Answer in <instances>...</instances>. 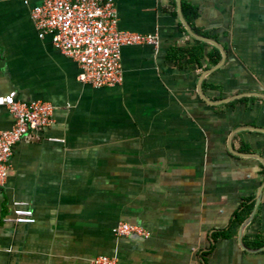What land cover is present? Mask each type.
I'll use <instances>...</instances> for the list:
<instances>
[{"label":"crops","instance_id":"obj_1","mask_svg":"<svg viewBox=\"0 0 264 264\" xmlns=\"http://www.w3.org/2000/svg\"><path fill=\"white\" fill-rule=\"evenodd\" d=\"M37 3L0 0V97L55 105L52 126L15 145L0 184V264H91L101 254L118 264H264V249L239 240L264 236V161L241 153L264 157L255 130L264 128V0H115L119 29L158 45L124 47L123 81L104 88L82 82L79 63L40 37ZM183 4L224 50L218 67L207 56L171 59L198 40ZM15 124L0 106V134ZM246 199L255 204L243 235L213 241ZM17 203L35 224L6 221ZM119 222L149 236H118Z\"/></svg>","mask_w":264,"mask_h":264},{"label":"built area","instance_id":"obj_2","mask_svg":"<svg viewBox=\"0 0 264 264\" xmlns=\"http://www.w3.org/2000/svg\"><path fill=\"white\" fill-rule=\"evenodd\" d=\"M31 0H26L28 3ZM32 18L41 38L51 35L55 46L74 58L81 67L80 80L96 88L122 83V49L129 46L158 45L156 36L120 30L115 0H32ZM0 106L16 119L13 128L0 134V184L8 177L10 159L19 142L32 137L33 131L53 124L55 105L45 101L23 102L18 92L0 97ZM17 203L8 222L35 224L34 211ZM118 236L148 237L142 226L119 222L113 229ZM91 264H118L116 257L101 254Z\"/></svg>","mask_w":264,"mask_h":264},{"label":"trees","instance_id":"obj_3","mask_svg":"<svg viewBox=\"0 0 264 264\" xmlns=\"http://www.w3.org/2000/svg\"><path fill=\"white\" fill-rule=\"evenodd\" d=\"M182 10H183V14H184L186 21L188 22V24H190L194 28L196 33L207 36V34H204L199 29H197L195 25V22L199 17L197 9L192 6L183 4ZM194 43L195 44L188 49L173 48L170 52L171 59L179 60V59L185 58V59H188L187 62L189 64L200 65L201 60L205 56H207L210 66H215L220 62L221 54L218 49L200 40H194ZM207 48H211V52L205 54V50ZM243 100H245V98H243ZM243 145H244L243 149L245 151L251 150L248 144H243ZM249 201L250 199H246L244 201L243 208L240 211H237L233 221L230 223V227L228 230L217 231L212 234L213 241H217L218 239H230L234 237L240 225L244 222V220H246L249 217V215L251 214L253 210L255 203H249ZM244 241L247 246L258 248L264 245V236L259 237V238H254L252 240H250L248 237L247 238L245 237ZM212 249L213 247H211V251ZM208 254L209 253L205 254V256H207Z\"/></svg>","mask_w":264,"mask_h":264},{"label":"water","instance_id":"obj_4","mask_svg":"<svg viewBox=\"0 0 264 264\" xmlns=\"http://www.w3.org/2000/svg\"><path fill=\"white\" fill-rule=\"evenodd\" d=\"M182 14V13H181ZM182 16V15H181ZM182 22L183 24L185 25V27H187L189 33L195 38V39H198L200 41H203V42H206V43H209L211 45H213L215 48L219 49L222 53H223V56L225 58V53H224V50L221 48V46L218 44L217 41L211 39V38H208V37H205V36H201L197 33H195L193 31V29L190 27V25H188V23L184 20V18L182 17ZM223 58V59H224ZM223 62V60L220 62V64ZM218 64L217 67L220 65ZM255 130H258V131H264V128H255ZM244 156H249V157H255L261 161H264V157L258 153H255V152H251V153H246V152H241ZM251 219V216H249L246 220H244V222L241 224L240 226V230H239V236H242L243 235V230L244 228L246 227V225L249 223ZM240 243H241V246L246 249V250H251V251H257V250H263L264 249V246L258 248V249H251V248H248L242 241H241V237H240Z\"/></svg>","mask_w":264,"mask_h":264}]
</instances>
